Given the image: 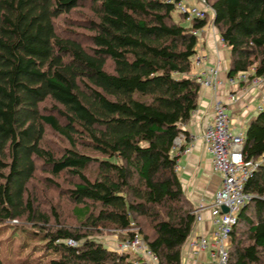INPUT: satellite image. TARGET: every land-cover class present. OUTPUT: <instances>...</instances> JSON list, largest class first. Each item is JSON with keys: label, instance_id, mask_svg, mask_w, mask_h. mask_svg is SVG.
<instances>
[{"label": "trees", "instance_id": "16d2710c", "mask_svg": "<svg viewBox=\"0 0 264 264\" xmlns=\"http://www.w3.org/2000/svg\"><path fill=\"white\" fill-rule=\"evenodd\" d=\"M181 1L0 0V226L31 224L55 255L49 264H135L103 237L136 232L158 264H182L197 210L177 173L186 148L177 142L189 140L184 125L199 106L202 86L189 74L194 30L208 20L187 21ZM207 1L230 48L229 76L264 75V0ZM243 150L248 160L264 155V109ZM40 172L72 201L77 226L56 206L42 209ZM246 191L228 264H264V162Z\"/></svg>", "mask_w": 264, "mask_h": 264}, {"label": "crops", "instance_id": "0c3cea01", "mask_svg": "<svg viewBox=\"0 0 264 264\" xmlns=\"http://www.w3.org/2000/svg\"><path fill=\"white\" fill-rule=\"evenodd\" d=\"M189 4H199L198 0H183ZM209 20L205 27L200 29L201 44L197 45V53L193 60L190 76H202L211 68L219 70V77L223 81L217 87L202 86L199 106L192 114L184 129L190 138L178 139V147L185 145L189 151L177 148V173L181 180L186 196L194 204L197 213L201 214V220H197L192 234L182 249V264H212L209 250L203 251L195 257L190 249L189 241L192 237H206L212 239L215 229V207L213 200L216 191L221 187L222 175L213 168V155L208 149L204 139L207 125L213 120V109L216 98H221L229 105V113L232 117V132L246 131L251 118L259 111L257 107L261 103L264 93V84L254 86L248 83L232 85L228 82L229 68L231 64L230 48L223 42L221 33L214 23L213 11H209ZM198 56H205V60L197 63ZM237 93L239 100L236 104L230 103V94ZM249 119V120H248ZM248 120V123L246 121ZM120 240L113 237L106 241L111 249H117Z\"/></svg>", "mask_w": 264, "mask_h": 264}, {"label": "built area", "instance_id": "2783aa9c", "mask_svg": "<svg viewBox=\"0 0 264 264\" xmlns=\"http://www.w3.org/2000/svg\"><path fill=\"white\" fill-rule=\"evenodd\" d=\"M199 4H189L185 1L178 3V11L186 16L187 21L194 19H206L209 16L211 7L207 0H198ZM198 36V44H201L200 29L194 30ZM205 60V56H198L197 63ZM204 87L222 85L219 77V70L211 68L202 76L196 77ZM228 82L232 85L248 83L254 86L264 84V75L256 76L255 68L247 72H241L236 76H229ZM230 103L236 104L239 100L237 93L230 94ZM229 105L221 98H216L213 109V120L207 125L204 139L208 149L213 155V168L222 175L221 187L216 191L213 205L215 207V229L212 232V239L206 237H192L189 246L192 254L197 257L203 251L209 250L212 264H228L230 234L238 224L241 209L253 198V195L246 191V183L258 167L264 162V155L258 160H248L243 150L245 131L232 132V117L229 113ZM264 109V93L258 111ZM187 151L190 148H186ZM228 208L227 212L223 207ZM197 220H201V214L197 213ZM69 244H77L74 240L67 241ZM117 250L120 252H131L137 259L135 264H158V256L148 246L139 232L126 240L119 242Z\"/></svg>", "mask_w": 264, "mask_h": 264}, {"label": "rangeland", "instance_id": "374dc122", "mask_svg": "<svg viewBox=\"0 0 264 264\" xmlns=\"http://www.w3.org/2000/svg\"><path fill=\"white\" fill-rule=\"evenodd\" d=\"M73 16L77 15L75 14ZM207 20H209V17ZM248 120L246 123H248ZM47 140L54 146L62 142L61 138L51 130L48 131ZM42 175L44 174L40 172L38 177L33 182V187H38L43 190L42 192H38L42 209L51 213V206H56L62 216V219L68 225L71 224L73 226H77L78 221L73 214L74 204L72 201L59 190L47 188L44 185L43 180L40 179ZM68 186V183H64V187ZM15 223L16 222L10 223L8 226H0V255L3 257L5 262L7 264H29L26 263L28 262V259L31 261L30 264H49L50 259L55 257V255L49 252L43 246L42 242H39L31 237L28 229H31L32 225L27 224L24 220L18 224ZM113 237L118 239V236L113 234H106L103 239L104 241L110 242Z\"/></svg>", "mask_w": 264, "mask_h": 264}, {"label": "water", "instance_id": "95a60500", "mask_svg": "<svg viewBox=\"0 0 264 264\" xmlns=\"http://www.w3.org/2000/svg\"><path fill=\"white\" fill-rule=\"evenodd\" d=\"M223 211L224 212H227L228 211V208L226 206L223 207Z\"/></svg>", "mask_w": 264, "mask_h": 264}]
</instances>
